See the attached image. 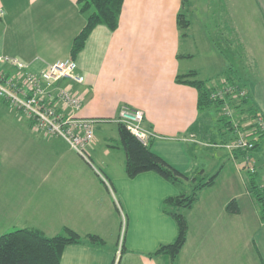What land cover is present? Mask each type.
<instances>
[{
  "label": "crops",
  "instance_id": "1",
  "mask_svg": "<svg viewBox=\"0 0 264 264\" xmlns=\"http://www.w3.org/2000/svg\"><path fill=\"white\" fill-rule=\"evenodd\" d=\"M255 1L264 26V0ZM188 2L124 0L117 29L96 26L74 57L86 79L84 85L74 86L85 98L79 115L96 121L92 164L63 138L36 130L29 120L20 137L11 135L0 149V156L14 159L23 154L19 140H26L25 188L31 192L27 201L0 198L1 218L31 221L20 229L47 237L69 228L102 240L67 245L61 264H174L170 255L155 254L178 234L164 202L185 194L189 187L194 192L193 178L203 179L216 169L214 182L200 190L186 214L189 229L177 264H264V221L248 188L249 172L257 181L260 172L264 178V138L249 153L233 151L225 144L237 130L225 133L218 124L224 143L213 141L206 120L220 113L216 108L201 111L198 89L185 77L195 72V79L211 88L229 76L236 78L264 117V58L245 81L216 41L193 29L189 19L190 41L184 44L179 14ZM189 6L192 14L198 9L194 3ZM0 16V56L22 58L33 72L73 57V41L88 18L78 0H0ZM229 19L234 25V18ZM20 32L31 34L32 44L24 48L18 44L24 41L17 40ZM1 105L9 106L4 101ZM123 106L144 112V127L152 133L149 148L188 180L174 184L156 172L127 176L117 121ZM199 158L203 164H198ZM4 171L0 163V187ZM8 172L12 188L16 176ZM232 200L238 203V213L227 211Z\"/></svg>",
  "mask_w": 264,
  "mask_h": 264
},
{
  "label": "trees",
  "instance_id": "2",
  "mask_svg": "<svg viewBox=\"0 0 264 264\" xmlns=\"http://www.w3.org/2000/svg\"><path fill=\"white\" fill-rule=\"evenodd\" d=\"M123 3L124 0H78L81 13L88 14V18L85 27L73 41L71 50L73 58L84 48L89 34L96 26L102 24L109 27L112 31L117 29ZM179 26L181 29L189 26V21L182 13L179 14ZM187 76L195 77L196 74L195 72H191ZM226 80L231 83L236 82V78L230 76ZM177 81L179 83L183 82L181 76L177 78ZM189 83L198 89L199 107L201 111L208 108H216L220 113L223 104L225 102L229 103L233 109L235 120L232 121L227 116L219 118L220 122L226 123L228 132H234L237 129L236 127L241 130H248L252 126H245L246 123L262 115L251 103L248 95L241 99H233L232 96L227 95L223 100H214L211 94L219 86L211 88L207 86L206 82L197 79L189 81ZM119 126L120 138L126 154L125 172L128 177H136L144 172H156L174 184H179L183 180L189 179V176L178 171L151 151L149 145H144L139 141L124 124L119 123ZM263 138L264 134L259 136L258 141ZM258 141L256 142L255 148L260 146ZM241 152L249 153L245 151ZM216 176L215 174L206 182H200L201 179L195 176L193 181L200 183L195 185L192 195L183 194L165 200L164 210L174 219L178 234L174 242L162 245L155 254H168L174 264L178 263V257L186 243L189 229L186 214L193 203L197 201L200 190L211 185ZM257 183L255 176L251 174L248 179V188L259 209L261 220L264 221V190H259ZM227 211L231 213L239 212V206L236 200H232L227 205ZM83 239H87L94 244L102 242L96 235L83 237L69 228H65L63 234L54 237H47L37 230L18 229L0 236V264H61V258L66 246L73 243H80Z\"/></svg>",
  "mask_w": 264,
  "mask_h": 264
},
{
  "label": "built area",
  "instance_id": "3",
  "mask_svg": "<svg viewBox=\"0 0 264 264\" xmlns=\"http://www.w3.org/2000/svg\"><path fill=\"white\" fill-rule=\"evenodd\" d=\"M85 80L73 57L33 72L29 63L11 56H0V99L32 122L36 130L63 138L79 156L92 164L90 150L95 143L96 121L79 115L85 98L74 89L75 85H84ZM227 95L241 99L247 97L248 92L238 82L223 80L211 97L223 100ZM232 111L225 102L222 114L232 119ZM144 120L142 110L123 106L117 121L148 145L152 133L143 127ZM247 126L252 127L248 130L237 128L236 137L225 147L233 151L254 150L259 136L264 134V117L259 115Z\"/></svg>",
  "mask_w": 264,
  "mask_h": 264
},
{
  "label": "rangeland",
  "instance_id": "4",
  "mask_svg": "<svg viewBox=\"0 0 264 264\" xmlns=\"http://www.w3.org/2000/svg\"><path fill=\"white\" fill-rule=\"evenodd\" d=\"M188 1L189 2L186 3L185 9L183 10V14L185 18L187 17L186 19L192 20L194 22L193 29L199 28V30H201L202 32L205 31L210 35V38L216 41L218 47L222 50V52H224L227 59L229 60L231 67L236 71V73H241V77L244 78L246 81V79H248V73L249 76L252 75L253 69L259 67V65L257 64L260 63V60L262 61V59L264 58V50L262 51L261 49V46L264 45V26H263L262 17L257 16L258 11L255 9L254 6L256 1L255 0H188ZM190 2L196 4V6L198 7V9L193 14L190 12V6H189ZM233 9H236V12ZM229 16L234 18V22H233L234 25L231 23L232 21H230ZM183 34H184L183 43L188 44L190 39L187 28L183 29ZM16 35L19 37V39L17 40H21V39L24 40V41H18V44L22 45L23 48L27 47L29 44H32V42L28 41L31 39V34L27 36V34L20 32L19 34ZM10 49H14V48L10 47ZM20 50H22V48ZM254 58H258V62L254 61ZM183 61H185V58H183ZM185 77L190 80L195 79V77L192 76H185ZM2 102L3 100L0 99V149L3 147L2 145H4L6 141H9L8 138H10L11 135L15 137L16 136L20 137L19 134L20 132H22L20 130H24V128L22 127L26 128L27 126L26 124L28 122L27 118L24 117L20 112L10 109L8 104H7L8 107H6V105L5 106L1 105ZM231 113L233 115L231 120L234 121L235 120L234 112L232 111ZM222 116L224 115L222 114L221 111L220 115L217 116L214 115V118L209 117V119L206 120V122L209 125L210 135L215 136L213 141L224 143L223 141L224 134L222 133L224 131L222 130L221 127L220 128L218 127V124L223 125L225 127L224 128L225 133L228 132V127H226L227 125L225 122L219 121V118ZM248 123H246L245 126H247ZM19 141L21 142V144L23 143V146L21 147L24 148L21 149L23 154L18 155V153L20 154V149H19L16 152V155L18 156H15L14 159L11 158L12 156L10 158L7 157L4 153L1 154L0 156V163H2L3 170H5L2 173L0 198H18V199L22 198L24 201H27L28 198H30L31 196L30 194L31 192H29L25 188L26 180H27L26 165H27L28 153L26 155V150L24 147L26 140L20 139ZM231 141L232 140H230V142ZM197 161L198 164L204 163L202 158L201 159L199 158ZM10 165L11 167L9 168ZM7 169L9 171L14 172L15 173L14 176H16V178L13 177V181H12L13 185H11L12 188L10 187V183H9L11 182V179L9 178V175L11 173L8 172L9 173L8 174ZM216 170H214V172H209V174L205 178L201 179L200 182L208 181L210 177L216 172ZM249 174L251 175L250 172ZM259 179L260 181H257L258 182L257 187L259 190L263 191L264 178L262 177L261 172ZM200 182H197L196 184ZM182 190L184 193L183 188ZM192 193L193 192L191 188L190 187L187 188V192L185 194L192 195ZM11 204L12 203L9 202L6 204L5 207ZM23 223H28V224H23ZM32 223L33 222L31 221H24L23 219L9 220V218H6L5 216H3V218L0 217V236L20 229L22 225H31Z\"/></svg>",
  "mask_w": 264,
  "mask_h": 264
}]
</instances>
